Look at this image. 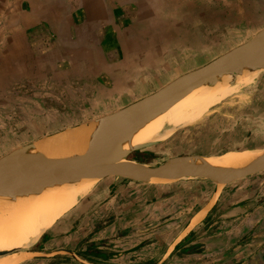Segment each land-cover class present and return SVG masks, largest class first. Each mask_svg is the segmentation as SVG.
<instances>
[{"label": "crops", "instance_id": "obj_1", "mask_svg": "<svg viewBox=\"0 0 264 264\" xmlns=\"http://www.w3.org/2000/svg\"><path fill=\"white\" fill-rule=\"evenodd\" d=\"M244 25L253 35L264 28V0H0V110H17L16 121L23 110L32 135L55 132L48 137L103 121L217 58L212 34L225 44L226 30ZM261 151L233 149L212 161L241 166ZM168 181L102 184L57 220L52 235L61 236L63 247L68 234L78 243L83 217L107 225V237H141L154 224L160 229L153 245L105 247L104 259L94 256L104 252L91 251L81 263L264 264V171L222 190ZM95 208L101 211L88 215ZM137 222L138 231L127 232ZM78 247L68 249L78 257ZM16 256H2L0 264Z\"/></svg>", "mask_w": 264, "mask_h": 264}, {"label": "rangeland", "instance_id": "obj_2", "mask_svg": "<svg viewBox=\"0 0 264 264\" xmlns=\"http://www.w3.org/2000/svg\"><path fill=\"white\" fill-rule=\"evenodd\" d=\"M245 26L246 25H244L243 28L227 29L225 44H221L222 42L219 43L218 37L212 34L211 46L212 50L213 48L214 50L211 55L219 57L233 48L248 42L258 33L256 32V34L253 35L251 32L252 30H246ZM261 30L262 28L260 31ZM248 32L252 34L249 36L247 34ZM221 41H223L222 36ZM241 91L245 92L246 95L243 92L241 93ZM214 107L200 120L176 128L170 133L166 140L154 142V144L148 148L131 152L128 158L139 162L136 160V158H138L145 163H149L151 166H158L171 158L180 156H217L223 155L233 149H264V71L256 73L246 85L240 86L234 84V87H232ZM16 111L17 110H10L9 108L0 110V158L15 153L17 150H22L29 145L31 146L42 140L51 138L48 136L54 135L53 133H55L51 132V134L43 136L34 131L35 134L32 135V129H30V126L26 125L27 118L25 114L22 113L23 110H18V121H16V115L12 114L16 113ZM84 118L86 117L84 116ZM258 126H260V130L256 132ZM185 180L197 183L208 182L200 179ZM114 181L121 183L137 182L136 184L147 185H162L171 182L159 180L142 183L128 180L123 177H107L96 180L92 192L98 189L102 184ZM211 184L214 186L213 189L218 190H222V188L228 186L215 183ZM92 192L84 198H88ZM133 195H135V193ZM82 200L84 199L82 198L80 201ZM151 202L152 200H147V203ZM78 204L65 216H70L75 208H77ZM99 211L101 210L95 208L93 211L89 212L88 215L92 214V212ZM65 216L62 218L64 219ZM87 219H89V217H83V220L78 222L79 230L84 232V237H82L78 243L75 242L74 238H70L68 234L67 246L63 247L65 245L64 242L59 241L61 236L52 235L60 222L59 220L52 228L45 231L35 243L27 248L11 251L7 256L23 255L24 260L21 264H83L81 263L82 260L85 259L83 257H91V251L104 252L99 256L94 254L95 257L104 259L106 257V252H108L105 247L113 248L117 246L115 247L117 250H122L137 244L139 240H143L142 242L144 243L142 246L146 244L153 245L154 241L157 240L154 231L160 229V226L155 227L154 224L146 226L143 232H146L147 235L143 234L140 237L137 235V232L134 234L130 232L132 229L140 227V222H137L136 225L128 227L127 232H130V236L127 235V233H121L113 237H107L105 231L102 230L107 225L103 226L104 224H99L93 226ZM176 223H178V219H174L171 223H167L166 228L170 229L171 226H175ZM74 228L73 224L72 229L74 230ZM65 235L67 234H62V236ZM31 239L32 238H29L28 240L30 241ZM95 242H99L100 244H96ZM76 244L79 246L78 249L81 250H77L78 257L68 249L71 246H76ZM98 246L101 247V249H97ZM7 248L8 246L2 245L0 250H7ZM13 249H15V247H13ZM1 257L2 256H0V258ZM85 261V264H97L91 260Z\"/></svg>", "mask_w": 264, "mask_h": 264}, {"label": "water", "instance_id": "obj_3", "mask_svg": "<svg viewBox=\"0 0 264 264\" xmlns=\"http://www.w3.org/2000/svg\"><path fill=\"white\" fill-rule=\"evenodd\" d=\"M241 67L264 71V29L248 42L106 116L93 147L81 157L30 160L11 153L0 158V188L12 191L36 188L43 191L48 185L76 181L83 177H123L144 183L151 182L153 178L172 181L200 179L228 185L263 172L264 154L246 167L230 169L198 166L188 156L171 158L158 166L129 159L131 152L124 154V158L129 161L126 166H119L114 160L120 151L122 140L138 126L172 107L196 88L215 82L221 74H239ZM153 144L154 142L138 145L132 152ZM8 253H0V256Z\"/></svg>", "mask_w": 264, "mask_h": 264}, {"label": "bare ground", "instance_id": "obj_4", "mask_svg": "<svg viewBox=\"0 0 264 264\" xmlns=\"http://www.w3.org/2000/svg\"><path fill=\"white\" fill-rule=\"evenodd\" d=\"M240 70L241 72L237 75L233 73L221 74L215 82L196 88L172 107L138 126L122 140L120 151L114 160L119 166H126L129 164V161L124 158L126 152H132L138 145L164 141L176 128L200 120L218 104L220 99L234 87V84L246 85L259 72L249 67H241ZM97 122H94L95 125L93 122V125H91L92 123L87 125V123L80 128L68 130L60 135L29 145L16 151L15 155L30 160L81 157L90 151L99 135L100 125L103 121H99L100 125ZM93 132L94 134H92ZM263 154L264 151L256 152L252 158H245L244 156L240 157L239 153V158L244 157L242 160L244 165L241 166H237L238 164L224 166L215 163L217 162L215 160H213L215 162L212 161V159L221 158L222 155H195L190 158V161L198 166L216 169L241 168L250 165ZM223 159L224 163L230 161V157ZM96 180L98 177H83L76 181L48 185L43 191L36 188L17 191L0 188V247L8 246L7 250H0V253L27 248L35 243L45 231L54 226L59 218L65 216L82 198L84 199L92 192ZM159 180L168 181L169 179H152V181ZM29 238L32 239L29 241ZM10 258L1 264H21L24 260L23 255Z\"/></svg>", "mask_w": 264, "mask_h": 264}]
</instances>
